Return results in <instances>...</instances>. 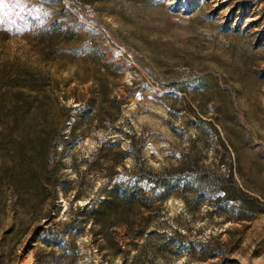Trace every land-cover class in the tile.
<instances>
[{
  "label": "rangeland",
  "instance_id": "1",
  "mask_svg": "<svg viewBox=\"0 0 264 264\" xmlns=\"http://www.w3.org/2000/svg\"><path fill=\"white\" fill-rule=\"evenodd\" d=\"M0 3V264H264V0ZM137 158L162 206L115 250L81 207Z\"/></svg>",
  "mask_w": 264,
  "mask_h": 264
},
{
  "label": "trees",
  "instance_id": "2",
  "mask_svg": "<svg viewBox=\"0 0 264 264\" xmlns=\"http://www.w3.org/2000/svg\"><path fill=\"white\" fill-rule=\"evenodd\" d=\"M3 77V76H0ZM48 76L42 75L39 78L40 88L38 92L41 97L46 96L50 91V84L47 81ZM1 79V78H0ZM54 88V86L52 87ZM36 87L31 86H18L15 88V94L19 96L20 110L25 113H33L40 118L43 126L41 130L43 133H51L54 126H50L49 118L53 117V113L49 110L46 104L40 100L33 104L32 93L36 92ZM39 96V95H38ZM39 96V97H40ZM60 110L65 113V117L68 118L71 114L70 107L61 106ZM50 116V117H49ZM58 143H55L46 150L43 154L44 172L49 178L51 191L57 192V180L55 179V172L58 167V160L56 158ZM130 155V152H127ZM137 166H134L133 170L137 173L136 176H132L126 186L120 183H115L109 190L104 198H102L96 204L91 206L84 205L81 207L82 211H88L90 217L92 234L97 237L101 235L105 240L106 245H110L115 250H120V244L115 240L112 231H117L118 228L123 227L126 230L127 238H140L145 229L147 228L149 221L154 217V214L159 213L162 205L156 204V195L147 194L145 187L143 186L142 173L138 172L140 161L136 159ZM157 185L153 187L156 188ZM163 191L157 196H164L169 190L168 186L163 187ZM46 231L45 237H48L51 232V228L44 229ZM44 237V236H43Z\"/></svg>",
  "mask_w": 264,
  "mask_h": 264
},
{
  "label": "snow or ice",
  "instance_id": "3",
  "mask_svg": "<svg viewBox=\"0 0 264 264\" xmlns=\"http://www.w3.org/2000/svg\"><path fill=\"white\" fill-rule=\"evenodd\" d=\"M0 6H2V3H0Z\"/></svg>",
  "mask_w": 264,
  "mask_h": 264
}]
</instances>
